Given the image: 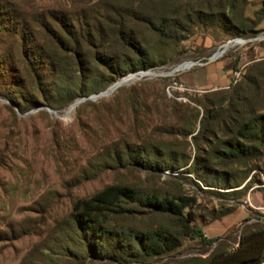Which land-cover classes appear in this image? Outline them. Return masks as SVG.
Returning a JSON list of instances; mask_svg holds the SVG:
<instances>
[{"label":"trees","instance_id":"obj_1","mask_svg":"<svg viewBox=\"0 0 264 264\" xmlns=\"http://www.w3.org/2000/svg\"><path fill=\"white\" fill-rule=\"evenodd\" d=\"M247 7L248 0H100L38 14L35 20L61 54L48 55L40 45L27 48L32 89L11 96L24 112L40 105L38 96L54 111L67 110L79 98L105 91L119 73L167 64L197 29L212 31L213 38L253 37L264 22V0L253 17ZM20 38L23 45L32 40L26 27ZM260 46L264 48V42ZM211 96L199 128L188 133L196 148L193 159L162 144L124 143L106 149L89 178L106 170L144 172L150 179L171 172L180 175L147 187L107 184L78 198L67 217L56 223L45 247H35L41 258L30 254L25 261L155 264L187 239L216 241L202 239L196 225L198 199L185 191L181 180L194 175L216 190L213 194L235 202L220 203L216 220L236 211L251 190L261 188L257 174L264 177V59L247 66L240 81ZM175 264H264V225L247 226L233 251L222 243L206 258Z\"/></svg>","mask_w":264,"mask_h":264},{"label":"rangeland","instance_id":"obj_2","mask_svg":"<svg viewBox=\"0 0 264 264\" xmlns=\"http://www.w3.org/2000/svg\"><path fill=\"white\" fill-rule=\"evenodd\" d=\"M98 1L0 0V264H29L25 259L30 254L40 259L35 247H45L56 223L67 217L78 198L107 184L127 182L147 187L180 175L171 172L150 179L144 172L106 170L95 179L89 178L90 171L102 163L106 149L124 143L162 144L193 159L196 148L188 133L199 128L204 105L213 99L211 94L237 83L247 66L264 59L260 46L264 42V22L257 27L258 34L247 38L221 34L213 38L212 31L197 29L167 64L119 73L110 87L131 80L112 92L109 87L79 98L71 114L52 110L40 96L39 106L20 110L11 93L32 89L25 50L40 45L48 55L61 54L34 17ZM261 1L248 0L246 13L253 17ZM22 26L32 35L26 45L20 38ZM235 39L243 43H231L221 59L203 66L196 64L206 62L219 47ZM185 63L196 65L176 71ZM234 71L239 72L238 77L233 76ZM175 82L187 90L173 87ZM134 99L138 100L135 105ZM257 175L263 183L257 187L261 188L251 190L253 194L243 198L236 211L218 220L214 217L219 204L235 202L213 194L216 190L194 175L181 180L185 191L198 199L196 225L202 229V239L216 241L187 239L177 252L155 264L206 258L222 243L230 251L237 249L247 226L264 225V209L251 206H264V177L260 172Z\"/></svg>","mask_w":264,"mask_h":264},{"label":"built area","instance_id":"obj_3","mask_svg":"<svg viewBox=\"0 0 264 264\" xmlns=\"http://www.w3.org/2000/svg\"><path fill=\"white\" fill-rule=\"evenodd\" d=\"M261 39H264V38H261ZM234 42L241 43L242 41L240 39L231 40L227 44L219 47V49L210 58H208L206 62H203V63L198 62L196 64L203 66V65H206L208 63H212V62H215V61L221 59L225 55V53H226V51L228 49V46L231 43H234ZM196 64H194V65H196ZM233 76L234 77H238L239 76V72L238 71H234L233 72ZM173 87L178 88L180 90H187L186 88H184V86L181 83H178V82H175ZM263 213H264V211H263Z\"/></svg>","mask_w":264,"mask_h":264},{"label":"bare ground","instance_id":"obj_4","mask_svg":"<svg viewBox=\"0 0 264 264\" xmlns=\"http://www.w3.org/2000/svg\"><path fill=\"white\" fill-rule=\"evenodd\" d=\"M242 43V42H241ZM194 64L193 63H185V64H182L180 66L177 67L176 71H180V70H184L186 68H190L192 67ZM131 80V78H127V79H124L116 84H114L111 89L109 90V92H112L114 90H116L117 88H119L121 85L125 84V83H128L129 81ZM74 106H71L69 107L67 110H66V114H71L72 111L74 110Z\"/></svg>","mask_w":264,"mask_h":264},{"label":"crops","instance_id":"obj_5","mask_svg":"<svg viewBox=\"0 0 264 264\" xmlns=\"http://www.w3.org/2000/svg\"><path fill=\"white\" fill-rule=\"evenodd\" d=\"M197 86V85H196ZM199 86V85H198ZM251 194H253V192H250L249 194H248V196H250ZM247 196V197H248ZM246 203H250L251 204V202L247 199V201H246ZM251 206H252V208L253 209H255V210H260V209H264V206H258V205H253V204H251Z\"/></svg>","mask_w":264,"mask_h":264},{"label":"water","instance_id":"obj_6","mask_svg":"<svg viewBox=\"0 0 264 264\" xmlns=\"http://www.w3.org/2000/svg\"><path fill=\"white\" fill-rule=\"evenodd\" d=\"M110 89H111V87H110L108 90H110ZM105 93H107V92H105ZM78 104H79V102L75 103V104L72 105V106L76 107Z\"/></svg>","mask_w":264,"mask_h":264}]
</instances>
